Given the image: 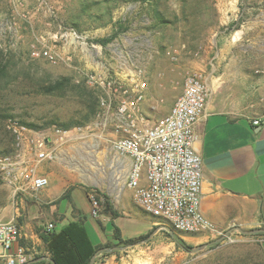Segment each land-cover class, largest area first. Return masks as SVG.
Segmentation results:
<instances>
[{
    "label": "rangeland",
    "instance_id": "obj_1",
    "mask_svg": "<svg viewBox=\"0 0 264 264\" xmlns=\"http://www.w3.org/2000/svg\"><path fill=\"white\" fill-rule=\"evenodd\" d=\"M113 35L106 46L95 42ZM44 46L70 61L54 64L31 56ZM0 52L9 61V83L0 87L3 152L11 147L9 122L42 126L54 120L58 125L37 132L59 129L63 122L81 119L77 86L97 91L100 100L103 91L95 81L117 78L126 83L138 70L147 83L143 111L152 124L167 114L193 71L212 84L220 105L234 110L264 108V0H0ZM63 78L70 81L64 91L44 93L45 87ZM98 114L85 126L70 129L52 160L73 178L63 200L73 212L76 206L90 207L86 197L95 192L99 214L94 218L89 212L84 228L96 245L99 221L102 244L113 245L97 256L113 253L118 264H264V233L229 231L222 241L218 240L223 233L183 234L138 208L131 190L120 192L116 178L126 171L120 177L116 174L117 155L107 143L111 129L100 126ZM0 184L6 185L1 179ZM104 196L119 217L124 216L120 208L124 202L144 216L126 222L132 233L143 231L151 220L158 224L133 238L120 233L123 241L134 242L118 244L105 236ZM57 225L55 231L65 227ZM195 236L198 239L191 238Z\"/></svg>",
    "mask_w": 264,
    "mask_h": 264
},
{
    "label": "built area",
    "instance_id": "obj_2",
    "mask_svg": "<svg viewBox=\"0 0 264 264\" xmlns=\"http://www.w3.org/2000/svg\"><path fill=\"white\" fill-rule=\"evenodd\" d=\"M51 63L70 61L52 48L44 46L32 51ZM90 79H93L90 77ZM102 89L99 100L100 126L110 127L107 143L118 157L131 162L117 171L120 177L127 170L123 184L117 177L119 191L128 188L133 201L144 213L169 223L176 231L190 235H222L201 213V158L194 150V126L203 114L209 89L199 71L189 73L180 95L169 112L155 123L144 114L147 83L138 70L128 82L109 78L95 81ZM264 124V117L252 124ZM8 131L14 137L15 151L0 156V179L11 188L15 198L36 197L49 182L40 168L56 160L55 150L66 142L70 130L53 129L37 132L26 126L9 122ZM73 131L80 132L82 128ZM91 215L99 214L95 192L88 193ZM54 225L43 227L52 232ZM23 230L16 220L0 222V264H30L37 256L35 247L22 243Z\"/></svg>",
    "mask_w": 264,
    "mask_h": 264
},
{
    "label": "crops",
    "instance_id": "obj_3",
    "mask_svg": "<svg viewBox=\"0 0 264 264\" xmlns=\"http://www.w3.org/2000/svg\"><path fill=\"white\" fill-rule=\"evenodd\" d=\"M228 77L226 75L225 78ZM206 84L209 95L203 114L194 126V150L202 163L201 213L223 236L229 231L264 229V124H252L253 120L264 117V108L234 110L220 105L212 84ZM115 158L118 168L131 162L129 158ZM125 171V175L120 178L121 184L127 178ZM40 173L47 177L49 184L33 198H15L11 188L0 184V222L14 219L21 226L24 236L22 243L35 247L38 252L37 259H34L37 262L30 264H51L46 245L39 236L40 231L49 223L55 229L57 223L61 227L76 222L84 224L91 206H76L73 212L69 202L63 204L64 193L71 183L70 179H73L63 166H57L53 161L46 162L41 166ZM88 203L90 205L89 200ZM120 208L124 216L115 219L114 224L119 228L122 238L145 234L158 224L157 220H151L143 231L132 233L126 222L144 216L137 215L125 202ZM102 218L105 223H109L108 217ZM105 223V236L111 238L112 229L107 228ZM97 227L98 244H102V230L98 224ZM191 238L198 239L196 236ZM262 247L264 249V243ZM115 258L113 254H101L96 257L94 264H118Z\"/></svg>",
    "mask_w": 264,
    "mask_h": 264
},
{
    "label": "trees",
    "instance_id": "obj_4",
    "mask_svg": "<svg viewBox=\"0 0 264 264\" xmlns=\"http://www.w3.org/2000/svg\"><path fill=\"white\" fill-rule=\"evenodd\" d=\"M115 37L116 35H113L105 39L95 40V42L102 46H106ZM8 66L9 61L5 60L4 56L2 55V52H0V87L8 85L9 83L7 80L9 76ZM69 83L70 81L68 78H63L45 87L44 93L46 95H50L56 91H64L65 88L69 85ZM75 94L78 98V101L83 104V108L81 111V119L71 120L70 122H63L59 124V129L70 130L74 127H83L89 122H91L100 111L99 95L97 91L77 86L75 89ZM20 123L24 124L23 122ZM51 124L58 125L57 121L54 120L42 126L34 124L24 125H26L30 129L39 131L48 127ZM1 142L2 141L0 140V147L2 146ZM13 144L14 137L9 136L8 145H10L12 148L10 147V149L8 148V150H5L4 152L0 151V156L11 155L14 152ZM102 207V214L110 219L108 226L112 229L113 239L117 241L118 244L131 245L134 240L129 239L123 241L120 238V230L113 223V220L119 217V213L112 210L108 201V197L106 196H104V202L102 203ZM96 222L99 228L102 230L101 223L99 221ZM39 236L42 239L43 243H45L47 251L50 255V259L53 261L54 264H89L91 257L98 250L113 247V245L109 244L108 242L105 244H93L92 241L89 239V236L84 228V224L79 222L69 223L59 231H55L53 229L52 232L44 233L43 230H41ZM148 236L149 234L142 236L140 239H146ZM179 246L184 247L183 244H179ZM110 254L113 253H103L102 256Z\"/></svg>",
    "mask_w": 264,
    "mask_h": 264
},
{
    "label": "water",
    "instance_id": "obj_5",
    "mask_svg": "<svg viewBox=\"0 0 264 264\" xmlns=\"http://www.w3.org/2000/svg\"><path fill=\"white\" fill-rule=\"evenodd\" d=\"M161 229H163V230H165V231H168L171 235H173V233L168 229L167 226H161ZM239 232H240L241 234H244V235H253V234H258V233H264V229L253 230V231H251V232H243L242 230H239ZM227 236H228V233H226V234H225L223 237H221L218 241H222V240H224ZM118 249H119V248H113L111 251H116V250H118ZM192 251H196V249H194V250H192ZM102 252H104L103 249L98 250V251H97V252L91 257L89 264H94L97 255L100 254V253H102ZM49 261H50L52 264H54L52 260H49ZM35 262H37V260H36V261L34 260V261H32L31 263H35Z\"/></svg>",
    "mask_w": 264,
    "mask_h": 264
},
{
    "label": "bare ground",
    "instance_id": "obj_6",
    "mask_svg": "<svg viewBox=\"0 0 264 264\" xmlns=\"http://www.w3.org/2000/svg\"><path fill=\"white\" fill-rule=\"evenodd\" d=\"M117 174V173H116Z\"/></svg>",
    "mask_w": 264,
    "mask_h": 264
}]
</instances>
